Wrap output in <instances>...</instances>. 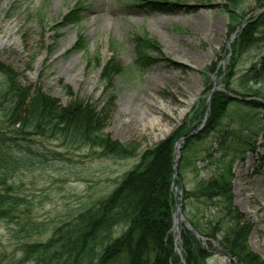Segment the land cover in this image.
Here are the masks:
<instances>
[{
	"label": "rangeland",
	"instance_id": "obj_1",
	"mask_svg": "<svg viewBox=\"0 0 264 264\" xmlns=\"http://www.w3.org/2000/svg\"><path fill=\"white\" fill-rule=\"evenodd\" d=\"M166 1L173 5L0 0V66L15 73L20 84L40 86L61 105L87 101L101 112L105 134L136 148L135 156L114 160L54 139L23 140L30 147L31 160L9 180L23 205L13 217L0 220V264H35L25 258L24 245L46 241L56 226L108 194L141 151L189 121L193 109L203 102V117L191 130L198 133L216 92L230 100L225 114L216 131L192 148L190 160L180 168V183L174 178L183 138L173 144L171 182L177 190L172 183L171 187L178 198L174 240L177 243L179 225L191 227L180 212L182 189L190 190L197 180L210 177L217 159L231 153L233 146L226 148L228 139L237 136L250 142L239 148L238 158L230 164L233 204L250 226L249 249L264 258V122L259 123L264 111L237 104V99L264 104V41L243 43L229 69L232 43L264 12V6L245 2L241 25L229 33L228 16L222 11L227 0ZM75 17L78 24L68 21ZM82 41L86 47L79 50ZM142 48L151 49L148 56L158 60L137 62ZM249 89L263 97L249 95ZM2 125L0 119V129ZM162 127L168 130L160 136ZM187 211L189 216L202 214L201 205L194 202ZM211 244L213 254L207 264H230L216 241Z\"/></svg>",
	"mask_w": 264,
	"mask_h": 264
},
{
	"label": "trees",
	"instance_id": "obj_2",
	"mask_svg": "<svg viewBox=\"0 0 264 264\" xmlns=\"http://www.w3.org/2000/svg\"><path fill=\"white\" fill-rule=\"evenodd\" d=\"M131 1L136 6L155 8L173 5L166 0ZM247 1L254 2L258 8L264 6V0H227L224 3L222 11L228 16L229 33L241 25L246 14L241 8ZM74 10H79L78 4ZM76 17L68 21L78 24ZM257 41H264V12L245 26L232 43L229 69L234 67L238 49ZM85 47L82 41L79 50ZM145 48L139 53L141 61L137 62L158 60L149 57L151 49ZM92 60L98 61V58ZM247 92L263 97L251 89ZM229 101L224 93H214L205 126L192 134L191 130L203 117V102L198 103L189 121L138 154L137 162L108 194L56 226L46 241L24 245L25 258L35 264H207L213 254L211 242L216 241L230 264H264V258L249 249L250 226L233 204L230 164L238 158L239 148L248 147L245 144L250 142L237 136L228 139L226 148L233 146L231 153L217 159L216 170L210 177L197 180L190 190L182 189L180 212L195 233L179 225L176 243L179 251L175 249L172 225L178 198L171 187L173 144L183 138L174 178L180 183L182 164L190 160L192 148L220 126ZM237 104L250 111H264V104L259 101L237 99ZM0 119L3 124L0 129V220L13 217L23 205V198L13 192L9 180L31 160L30 147L23 145V140H29L30 136L58 140L70 147H88L97 156L114 160L136 154L134 145L112 139L102 131L101 112L87 101L75 99L61 105L40 86L20 84L16 74L3 66H0ZM260 122H264V118ZM207 158L213 159L210 155ZM190 202L201 205V217L189 216Z\"/></svg>",
	"mask_w": 264,
	"mask_h": 264
},
{
	"label": "water",
	"instance_id": "obj_3",
	"mask_svg": "<svg viewBox=\"0 0 264 264\" xmlns=\"http://www.w3.org/2000/svg\"><path fill=\"white\" fill-rule=\"evenodd\" d=\"M176 165H177V160H176V164H175V166H176ZM175 168H176V167H174V171H175ZM172 186H173V188H174L175 190H177V187H176V185H175L174 183H172ZM179 205H180V202L178 203L177 208H176V211H175V213H174V219L177 217V210L179 209ZM182 220L184 221L183 218H182ZM189 229H190L192 232L195 233V231H194V229H193L192 227L189 226ZM174 243H176V240H174Z\"/></svg>",
	"mask_w": 264,
	"mask_h": 264
},
{
	"label": "bare ground",
	"instance_id": "obj_4",
	"mask_svg": "<svg viewBox=\"0 0 264 264\" xmlns=\"http://www.w3.org/2000/svg\"><path fill=\"white\" fill-rule=\"evenodd\" d=\"M167 130H168L167 127H162V129H159L160 136H163L165 134V132H167ZM156 138H159V136H156ZM177 225H178V222L175 223V227H174L175 231H177Z\"/></svg>",
	"mask_w": 264,
	"mask_h": 264
}]
</instances>
